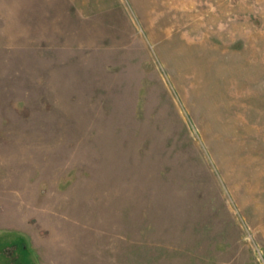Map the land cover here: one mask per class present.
Instances as JSON below:
<instances>
[{
    "label": "rangeland",
    "instance_id": "obj_1",
    "mask_svg": "<svg viewBox=\"0 0 264 264\" xmlns=\"http://www.w3.org/2000/svg\"><path fill=\"white\" fill-rule=\"evenodd\" d=\"M0 264H264V0H0Z\"/></svg>",
    "mask_w": 264,
    "mask_h": 264
}]
</instances>
